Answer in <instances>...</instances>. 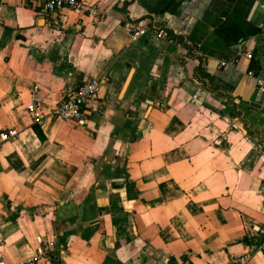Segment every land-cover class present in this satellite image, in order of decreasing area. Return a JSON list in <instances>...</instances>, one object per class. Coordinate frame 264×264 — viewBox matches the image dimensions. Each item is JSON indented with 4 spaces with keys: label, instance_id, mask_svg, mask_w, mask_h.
<instances>
[{
    "label": "crops",
    "instance_id": "1",
    "mask_svg": "<svg viewBox=\"0 0 264 264\" xmlns=\"http://www.w3.org/2000/svg\"><path fill=\"white\" fill-rule=\"evenodd\" d=\"M85 1L0 0V264H264V0Z\"/></svg>",
    "mask_w": 264,
    "mask_h": 264
},
{
    "label": "built area",
    "instance_id": "2",
    "mask_svg": "<svg viewBox=\"0 0 264 264\" xmlns=\"http://www.w3.org/2000/svg\"><path fill=\"white\" fill-rule=\"evenodd\" d=\"M43 2L45 8L51 12L62 11L64 8H69L75 14L78 15H90L95 18L102 16V11L95 5L87 3L85 0H33ZM131 39L137 40L141 36L152 32L149 26H142L134 21L128 22ZM161 37L166 38L167 33L163 30L157 32ZM181 46V59L183 61L189 60L193 55H200L198 50L191 51L189 47L179 44ZM220 66L226 67L234 65L233 61H220ZM249 75H254L253 71L249 72ZM258 88L264 90V80L256 79ZM101 80L98 78H92L82 82L76 90L71 93L67 98L61 99L56 106L52 109L50 115L58 116L64 119L77 120L80 123H85L84 114L87 111L88 104L92 102L100 89ZM40 99L37 91L34 93L33 101L28 105L29 112L35 123H41L47 116L42 111L39 104ZM15 130L4 131L0 134V141L8 140L16 135ZM264 203V194H263ZM256 230L264 234V224L256 228ZM41 245L37 250V256L26 260L25 262H18L15 264L33 263L38 257L46 256L52 244L43 243L40 240ZM261 249L264 251V242L261 245ZM251 252H245L240 255L232 256L231 261L235 264H247L251 259Z\"/></svg>",
    "mask_w": 264,
    "mask_h": 264
}]
</instances>
